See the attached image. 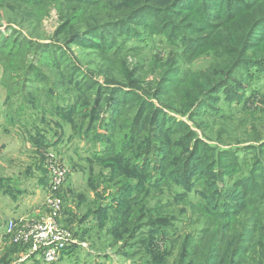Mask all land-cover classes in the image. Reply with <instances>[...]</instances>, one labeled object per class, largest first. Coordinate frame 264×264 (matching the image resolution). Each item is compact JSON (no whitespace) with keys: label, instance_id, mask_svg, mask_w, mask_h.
I'll use <instances>...</instances> for the list:
<instances>
[{"label":"rangeland","instance_id":"rangeland-1","mask_svg":"<svg viewBox=\"0 0 264 264\" xmlns=\"http://www.w3.org/2000/svg\"><path fill=\"white\" fill-rule=\"evenodd\" d=\"M116 9L118 6L109 3L94 7L81 4L74 10L59 1L35 5L30 0H0V37L4 47L17 43L16 49H10L14 51L12 54L28 45L46 47L35 52L30 50L25 59L21 57L37 70L32 79L27 76L19 80L17 87H9L10 78L19 75L12 71L16 64L0 59V184L12 191L15 181L27 189L19 199L26 205L27 213L38 207L42 209L48 196L45 188L48 177L43 176L46 172L42 159L44 148L50 147L63 155L70 173L58 193L62 202L58 222L78 244L67 247L54 264H205L200 254L208 243L207 237L218 225L223 228L229 222L233 229H243L245 237L254 243L258 234L264 233V203L258 206L259 211L257 208V197L264 193V173L259 169L264 165V147H259L264 143V75L246 68V64L241 65L233 79L240 85L237 93L242 92L244 100L240 104L231 103L236 94L228 98L220 91L211 108L197 118H188V112L180 115L184 109L179 101L170 104L165 98L156 100L155 92L151 91L147 100L153 107L162 108L168 118H173L170 124L185 122L186 130L192 131L194 139L202 143L200 149L204 154L197 155L206 154L210 169L207 171L211 172L193 177L191 183L182 187L161 178L156 169L159 159L153 154L147 171L139 169L137 162L135 169L140 171V177H130L129 183L120 181L124 188L130 186L121 193L115 189L119 179L110 181L109 168L102 162L108 153L106 143L114 135L107 134L105 144L93 142V131L86 129L92 115L77 114L90 111V107L86 109L79 103L107 87H122L131 80L132 84L122 91L132 93L130 97L143 96V90L157 79L167 59H174L183 73L192 74L199 69L209 70L212 57L199 54L191 57L184 41L170 45L159 29L158 33L144 27L145 22L152 21L150 17L142 20L144 13L136 18L143 21L135 25L139 32L137 38L125 40L126 36L116 32L109 41L111 35L100 32L83 39V45L91 46L69 44L71 37L77 33L82 36L80 33L96 23L103 27ZM188 37L192 40L196 36ZM263 67L264 61L259 68ZM5 68L11 72H3ZM80 85L90 91L76 94L74 90ZM22 86L25 89L20 92ZM108 93L96 110L93 125L114 121L115 109L121 111L125 106L119 101L113 103ZM131 104L138 106L135 102ZM168 143L169 140L161 142L160 137L158 145ZM135 146L138 148L142 143L137 141ZM192 146L190 142L189 150ZM205 147L208 150H203ZM220 156L235 170L234 174H228V170L220 173L217 169ZM164 164L162 161L161 165ZM27 169L31 171L29 176ZM251 175L259 187V192L253 193L257 197L252 199L249 191L237 204L239 198L232 195H241V188L236 185L241 186L243 183L239 180ZM135 189H139L135 198L144 226L133 231L132 238L122 237L123 213ZM208 190L211 191L210 206ZM12 199L0 189L1 210L13 209L17 201ZM224 205L239 208L228 216L215 215ZM1 210L0 215L5 214ZM2 218L7 217H1L0 224ZM254 219L256 225L252 226ZM191 235H195L194 243L187 250L185 245ZM218 238L222 244L217 264H224L226 255L237 242L233 232H221ZM20 252L21 249L10 245H0V264H14ZM247 254L250 256L251 251ZM256 259L252 254L249 264ZM34 263L29 260L24 264Z\"/></svg>","mask_w":264,"mask_h":264},{"label":"trees","instance_id":"trees-1","mask_svg":"<svg viewBox=\"0 0 264 264\" xmlns=\"http://www.w3.org/2000/svg\"><path fill=\"white\" fill-rule=\"evenodd\" d=\"M30 1L35 5H39L43 1H59L74 10L79 8L81 4L85 7H94L104 3L118 6L114 16L109 21H106L103 27H100L99 23H96L94 26L89 27L87 31L80 33L82 36L77 33L76 36L71 37L69 44L91 46V44L83 45V39L100 32H108L111 35L109 41L116 32H119L122 36H126L125 40L137 38L139 37V32L135 25L141 24L143 21H138L136 18L139 14L144 13L141 16L142 20L147 17L152 19V21L145 22L144 27L152 31L156 30L157 32L159 29V32L167 38L170 45H173L176 41H184L185 48L190 50L189 55L191 57L196 56V54L203 55V57H210L209 55H211L212 60H210L209 64L207 63L209 70L202 71L203 69H199V71L192 74L183 73L174 59H167L160 67L157 79L151 85H147V90H143L142 95L144 97L136 94L130 97L132 93L122 91L124 87L128 88V85L132 84V80L126 85L117 83V85L122 87L114 86L111 89L107 87L104 91L98 92L93 98L84 99V101L79 103L83 104L86 109L90 107V111L77 112L78 115L85 113L92 115L86 129L93 131V142L105 144L107 134L111 133L114 135V138L106 143L108 153H106L105 159L102 162L103 165L109 168L108 179L110 181H114L115 178L119 179L115 189L118 188V191L121 193L125 192L126 188L127 190L130 188V186L124 188L121 182L129 183L130 177L137 178L141 176L140 171H136L135 169L138 166L137 162L140 164L139 169L147 171L151 167L147 165L148 160L153 154L159 159L156 169H159L161 178L182 187H186L188 183H191L193 177L211 172L207 171L210 169L209 163L205 158L206 154L202 157L197 155L199 152L204 154L200 149L202 143L198 139H194L195 135L192 131L186 130L187 126L185 122L178 121L175 122L176 124H170V120L172 121L173 118H168L162 108L153 107V104L147 99L151 96L150 92L154 91L153 97L156 100L165 98L170 104H173V101H179L184 109L179 114L183 115L188 112V118L200 117L205 109H210L215 95L220 91L222 94H226L228 98L230 95L236 94L231 99V103L240 104L245 97L241 96L242 92L239 91L237 93V89L241 87L240 85H236L235 79H233V74H236L238 67L240 68L241 65L246 64V68H251L254 72L264 75V67L263 69L259 68L262 65V61H264V0ZM126 1H129V3H126ZM190 35L196 36L195 39H189L188 36ZM102 44L101 46H104L105 43L103 42ZM13 47L16 49L17 43L5 48L3 39L0 37V59H4L5 62L15 63L16 67L12 71L19 74L10 78L9 87L11 88L17 87L18 81L23 80L27 76L32 79L34 71L37 70L35 65L23 61L21 57L25 59L30 50L35 52L42 47L46 48L42 45H28L24 50L12 54L14 51L12 52L10 49ZM205 52L207 53L205 54ZM3 72L11 71L5 68ZM77 88V90H74L76 94L78 92L85 94L90 91L89 88H85L82 85ZM23 89H25V86L20 88V92ZM85 89L88 91H85ZM128 90L133 92V89ZM107 92H109L108 96H110L113 103L119 101L121 104H125V106L121 111L115 109L114 121L111 119L109 123L103 121L100 124L96 123L93 125L96 110L107 95ZM245 93L246 91L244 95ZM127 100H130L131 103H137L138 106H133ZM86 137H90V135H86ZM160 137L161 142L165 140L168 142L169 140V143L164 146L158 145ZM137 141L141 142L142 146L137 148L135 146ZM190 142L193 145L191 150H189ZM260 146L261 148L264 147V143ZM47 148L50 147H45L44 150ZM188 150L190 152L189 155ZM203 150H208V148L205 147ZM42 159H44L43 156ZM162 161L165 162L164 165H161ZM133 164H136V166L134 169H131ZM203 166L206 170L202 168ZM217 169H220V173H224L226 170H228V174L235 173L231 165L225 164L221 156L218 159ZM259 169L264 173V165H260ZM30 173L31 171L27 169L26 174L29 176ZM45 174L46 172H43V176ZM252 178V175L245 179L242 178L239 181L243 184L241 186L236 185L238 189L241 188V195L237 197L232 195L233 198H239L237 204L241 202L240 200L243 199L245 193L249 191L252 199L257 197L254 194L259 192V187H256ZM42 179L45 182L46 178L43 177ZM7 182L11 183L12 180ZM0 189L10 194L14 192L11 189H4L1 184ZM109 189L113 190V188ZM138 190L135 189L133 191V196L128 201L129 206L124 210L122 237L129 235L128 238H132V232L144 226V223H142L144 217L141 213L137 212V198L135 197ZM15 192L21 194V191L18 189ZM208 194L210 206L211 191L208 190ZM259 195L257 197V208L264 203V193ZM108 208L106 206V209ZM238 208L224 205L214 214L228 216L233 210L236 213ZM254 225H256V219L252 223V226ZM226 231L233 232L237 245L229 255H226L227 260L224 264H249V258L252 254L257 257L253 264H264V233H259L257 241L253 243L251 239L245 237L246 232L243 229L240 231L235 228L233 229L230 222L223 228L218 225L207 237L208 243L200 254L204 258L205 264L218 263L219 249L222 244L221 239L218 238V234ZM202 233H206V231H202ZM216 233L217 236L215 235ZM194 237L195 235H191L188 238L185 245L187 250L193 245ZM12 248L16 249L18 247L12 246ZM249 250L251 251L250 256L247 254Z\"/></svg>","mask_w":264,"mask_h":264},{"label":"built area","instance_id":"built-area-1","mask_svg":"<svg viewBox=\"0 0 264 264\" xmlns=\"http://www.w3.org/2000/svg\"><path fill=\"white\" fill-rule=\"evenodd\" d=\"M43 156L48 177V196L42 209L18 219H6L0 224V245L7 244L21 249L14 264H24L29 260L36 264H54L67 247L78 244L71 233L64 230L58 222L62 212L58 193L70 170L60 152L47 148Z\"/></svg>","mask_w":264,"mask_h":264},{"label":"crops","instance_id":"crops-1","mask_svg":"<svg viewBox=\"0 0 264 264\" xmlns=\"http://www.w3.org/2000/svg\"><path fill=\"white\" fill-rule=\"evenodd\" d=\"M27 166H29V165H27ZM26 166V167H27ZM36 176V175H35ZM33 178H36V177H33ZM27 179H25V181H26ZM47 180H48V178H47ZM24 181V180H23ZM17 182H15L14 181V185H15V187H14V192H12V194H10V193H7V194H9L10 196H12V202H16L15 204H14V208L13 209H11V210H6V211H3V210H1V208H0V210H1V212H3V213H5V214H2V215H0V218L1 217H3V216H5V217H7V218H2V221H1V224H2V222L4 221V220H6V219H18V218H20V217H24V216H26V215H31L34 211H36V210H38V209H40L39 207L38 208H36V209H34V210H32V211H30V212H26L27 211V208H26V205L24 206L23 204H21V202H22V200H19L20 199V196L21 195H24V189L25 190H27L26 188H23V187H21L20 185H18V184H16ZM37 184H39L38 183V179H37ZM23 185V184H22ZM20 186V187H19ZM47 187V182H46V186H45V188ZM16 189H18L19 191H21V194H17L16 192H15V190ZM22 197V196H21ZM15 198H18V199H16L15 200ZM20 204H21V206H20ZM35 264V263H34Z\"/></svg>","mask_w":264,"mask_h":264}]
</instances>
